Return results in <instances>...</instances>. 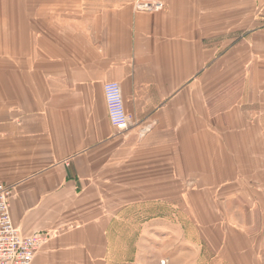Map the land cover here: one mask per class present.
I'll return each mask as SVG.
<instances>
[{"label":"crops","instance_id":"crops-1","mask_svg":"<svg viewBox=\"0 0 264 264\" xmlns=\"http://www.w3.org/2000/svg\"><path fill=\"white\" fill-rule=\"evenodd\" d=\"M136 1L0 0L11 221L32 264H264V0Z\"/></svg>","mask_w":264,"mask_h":264},{"label":"built area","instance_id":"built-area-1","mask_svg":"<svg viewBox=\"0 0 264 264\" xmlns=\"http://www.w3.org/2000/svg\"><path fill=\"white\" fill-rule=\"evenodd\" d=\"M135 8L139 10L158 11L162 8L159 1L137 0ZM107 116L111 126L125 130L129 126L130 116L124 108L120 85L116 81L103 84ZM11 187L0 183V264H32L34 255L45 244L50 235L37 232L23 235L14 226L9 214ZM165 264V261H161Z\"/></svg>","mask_w":264,"mask_h":264},{"label":"rangeland","instance_id":"rangeland-1","mask_svg":"<svg viewBox=\"0 0 264 264\" xmlns=\"http://www.w3.org/2000/svg\"><path fill=\"white\" fill-rule=\"evenodd\" d=\"M258 229H260V228H258ZM258 229L256 228V225H255V231ZM250 235H254V237H256V238L259 235H261V237H264L263 234H250ZM190 239H189V241H191ZM206 245H207L206 242L202 241V246H201L202 253H201V258L199 260L200 264H218V262L215 261V258L211 255L210 251H208V249L206 248L207 247ZM185 248H186V252H188L189 250L192 249L191 245H189L187 242L185 243ZM162 260L165 261V264H167L166 258H164ZM162 260H160V264H161Z\"/></svg>","mask_w":264,"mask_h":264}]
</instances>
